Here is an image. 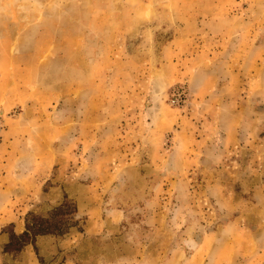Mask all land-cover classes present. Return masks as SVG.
Instances as JSON below:
<instances>
[{
    "label": "rangeland",
    "instance_id": "rangeland-1",
    "mask_svg": "<svg viewBox=\"0 0 264 264\" xmlns=\"http://www.w3.org/2000/svg\"><path fill=\"white\" fill-rule=\"evenodd\" d=\"M22 170L29 212L77 206L39 264H264V0H0L9 192Z\"/></svg>",
    "mask_w": 264,
    "mask_h": 264
},
{
    "label": "crops",
    "instance_id": "crops-1",
    "mask_svg": "<svg viewBox=\"0 0 264 264\" xmlns=\"http://www.w3.org/2000/svg\"><path fill=\"white\" fill-rule=\"evenodd\" d=\"M21 174L16 176V178H24L25 183L23 182L24 184L20 189L16 188L10 192L7 190L3 179H0V235L3 234L2 230L8 226H11L16 234L23 233L26 230L24 216L36 206L37 200H39L40 194L38 193L39 187L37 177H35L36 174L26 173L25 170H22ZM8 200L10 203H8ZM52 239L54 238L50 236L38 237L36 248H44L45 251L46 246L49 244L48 241ZM4 256V250L0 247V264H3ZM39 256L41 255L39 254ZM17 262L20 264H39L32 244L24 247L19 254V260ZM62 264L70 263L66 261Z\"/></svg>",
    "mask_w": 264,
    "mask_h": 264
},
{
    "label": "trees",
    "instance_id": "trees-1",
    "mask_svg": "<svg viewBox=\"0 0 264 264\" xmlns=\"http://www.w3.org/2000/svg\"><path fill=\"white\" fill-rule=\"evenodd\" d=\"M76 203L68 197L46 213L29 212L25 217L26 230L21 234L10 233L5 254H20L24 247L32 244L36 251V241L42 236H64L78 224ZM4 232V231H3Z\"/></svg>",
    "mask_w": 264,
    "mask_h": 264
}]
</instances>
